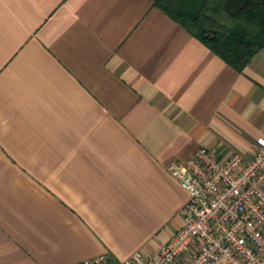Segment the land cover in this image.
Segmentation results:
<instances>
[{
	"label": "crops",
	"instance_id": "1",
	"mask_svg": "<svg viewBox=\"0 0 264 264\" xmlns=\"http://www.w3.org/2000/svg\"><path fill=\"white\" fill-rule=\"evenodd\" d=\"M153 3L0 0V264L154 253L168 167L264 136V46L236 70Z\"/></svg>",
	"mask_w": 264,
	"mask_h": 264
},
{
	"label": "built area",
	"instance_id": "2",
	"mask_svg": "<svg viewBox=\"0 0 264 264\" xmlns=\"http://www.w3.org/2000/svg\"><path fill=\"white\" fill-rule=\"evenodd\" d=\"M168 172L187 196L172 237L149 255L135 251L118 262L99 255L77 264H264V136L249 159L199 147Z\"/></svg>",
	"mask_w": 264,
	"mask_h": 264
},
{
	"label": "trees",
	"instance_id": "3",
	"mask_svg": "<svg viewBox=\"0 0 264 264\" xmlns=\"http://www.w3.org/2000/svg\"><path fill=\"white\" fill-rule=\"evenodd\" d=\"M153 4L236 70L264 46V0H154Z\"/></svg>",
	"mask_w": 264,
	"mask_h": 264
}]
</instances>
